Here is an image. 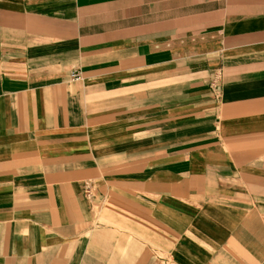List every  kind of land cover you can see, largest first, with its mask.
I'll return each instance as SVG.
<instances>
[{"label": "crops", "instance_id": "obj_1", "mask_svg": "<svg viewBox=\"0 0 264 264\" xmlns=\"http://www.w3.org/2000/svg\"><path fill=\"white\" fill-rule=\"evenodd\" d=\"M0 264H264V0H0Z\"/></svg>", "mask_w": 264, "mask_h": 264}, {"label": "built area", "instance_id": "obj_2", "mask_svg": "<svg viewBox=\"0 0 264 264\" xmlns=\"http://www.w3.org/2000/svg\"><path fill=\"white\" fill-rule=\"evenodd\" d=\"M91 189H92V185H91L90 182H87V183L84 184V193H85V195L90 196Z\"/></svg>", "mask_w": 264, "mask_h": 264}, {"label": "rangeland", "instance_id": "obj_3", "mask_svg": "<svg viewBox=\"0 0 264 264\" xmlns=\"http://www.w3.org/2000/svg\"><path fill=\"white\" fill-rule=\"evenodd\" d=\"M72 77H73L74 79H78V78H79V76H78L77 74H73Z\"/></svg>", "mask_w": 264, "mask_h": 264}]
</instances>
